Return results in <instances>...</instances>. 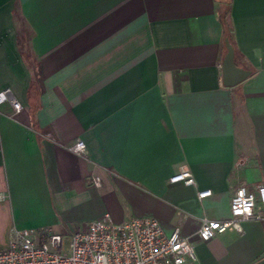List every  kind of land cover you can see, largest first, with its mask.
I'll return each instance as SVG.
<instances>
[{
	"label": "crops",
	"instance_id": "0c3cea01",
	"mask_svg": "<svg viewBox=\"0 0 264 264\" xmlns=\"http://www.w3.org/2000/svg\"><path fill=\"white\" fill-rule=\"evenodd\" d=\"M229 9L235 63L250 70L233 86ZM181 168L194 185L169 181ZM260 182L264 0H0V248L13 228L68 235L107 213L178 229L193 264H264V221L195 233Z\"/></svg>",
	"mask_w": 264,
	"mask_h": 264
},
{
	"label": "built area",
	"instance_id": "2783aa9c",
	"mask_svg": "<svg viewBox=\"0 0 264 264\" xmlns=\"http://www.w3.org/2000/svg\"><path fill=\"white\" fill-rule=\"evenodd\" d=\"M2 94L15 112L21 110L7 89ZM84 148L83 140L70 146L77 154ZM93 180L98 182L97 177ZM169 181L195 184L189 168H181ZM209 194V189L197 192L199 198ZM252 219L264 221V182L253 188L237 186L229 216L203 217L195 233L200 240H208L225 231H241L242 222ZM195 260L191 240L178 229L166 232L156 218L147 216L114 222L107 213L68 235L51 228H13L8 245L0 248V264H193Z\"/></svg>",
	"mask_w": 264,
	"mask_h": 264
},
{
	"label": "water",
	"instance_id": "95a60500",
	"mask_svg": "<svg viewBox=\"0 0 264 264\" xmlns=\"http://www.w3.org/2000/svg\"><path fill=\"white\" fill-rule=\"evenodd\" d=\"M224 44L226 52L221 63V79L225 86H233L245 79L250 70L235 63L234 47L227 36L224 38Z\"/></svg>",
	"mask_w": 264,
	"mask_h": 264
},
{
	"label": "trees",
	"instance_id": "16d2710c",
	"mask_svg": "<svg viewBox=\"0 0 264 264\" xmlns=\"http://www.w3.org/2000/svg\"><path fill=\"white\" fill-rule=\"evenodd\" d=\"M222 22L225 27V35L229 38L230 42L234 45V34H233V28H232L231 20H230V9L227 11V16L222 18ZM234 52L236 54L235 48H234Z\"/></svg>",
	"mask_w": 264,
	"mask_h": 264
},
{
	"label": "rangeland",
	"instance_id": "374dc122",
	"mask_svg": "<svg viewBox=\"0 0 264 264\" xmlns=\"http://www.w3.org/2000/svg\"><path fill=\"white\" fill-rule=\"evenodd\" d=\"M43 227H45V226H31V227H27V228H43ZM47 227V226H46ZM10 240V239H9ZM66 241H67V239H66ZM8 243H9V241H8Z\"/></svg>",
	"mask_w": 264,
	"mask_h": 264
}]
</instances>
